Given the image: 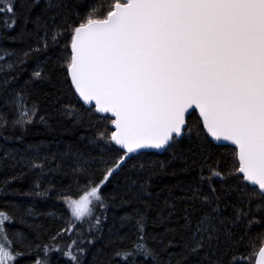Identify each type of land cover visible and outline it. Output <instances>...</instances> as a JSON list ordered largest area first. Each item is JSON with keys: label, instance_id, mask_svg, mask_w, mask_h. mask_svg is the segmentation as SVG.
<instances>
[{"label": "snow or ice", "instance_id": "obj_1", "mask_svg": "<svg viewBox=\"0 0 264 264\" xmlns=\"http://www.w3.org/2000/svg\"><path fill=\"white\" fill-rule=\"evenodd\" d=\"M41 3L0 0V40L30 41L0 46V193L22 198L0 209V264H89L110 205L132 210L106 264H248L264 242V0ZM36 125L54 149L25 141ZM181 173L161 201L156 180ZM51 198L70 215L43 242L28 221Z\"/></svg>", "mask_w": 264, "mask_h": 264}, {"label": "trees", "instance_id": "obj_2", "mask_svg": "<svg viewBox=\"0 0 264 264\" xmlns=\"http://www.w3.org/2000/svg\"><path fill=\"white\" fill-rule=\"evenodd\" d=\"M45 0H42L41 6L43 7ZM40 10L36 9L33 15L38 13ZM32 26L29 25V28ZM21 30V22H18L16 27L9 31L7 35L9 36H15L18 32ZM29 40H25V42L21 43L20 41L13 42L11 40H0V46L5 48H22L26 47L27 43H29ZM42 100V98H41ZM55 139H59V136H56ZM67 139V137H65ZM26 142H40L44 141L45 143L52 142L51 146L53 149L55 148L54 143V137L52 135H49L47 132L43 130L42 125H36L34 126L28 135L25 136ZM17 146L15 142H9V147ZM22 147V145H19ZM161 159H164V156L160 157ZM184 174H180L178 177L173 176H163L156 180V187L152 189L153 192H157L160 194V200L162 201L166 196L167 192H161V189L165 187V185H173L177 182L178 179H183ZM0 179H3V174L0 173ZM27 187L26 181H17L15 182L12 187ZM107 191V190H106ZM20 197L5 195L4 193H0V209H7L9 212H12L13 209L11 207V204L8 203L10 200H16L19 201ZM31 202V201H29ZM36 211L41 213L42 215L36 216L32 219H29V223H35L37 225L42 226L40 230V238L41 241L47 242L48 236L55 234V232L61 228L66 226L68 220H69V212L64 206V204L61 201H57L55 198H51L48 200H37L35 204ZM131 206H127L125 208H116L109 206L108 210V219L104 221V227L102 229V232L97 234L98 238L96 239V242L93 246H90V253L87 256V260L89 261V264L95 259V264H106V257L108 254H110L113 247H115V243L109 244V240L115 241V235L109 234V228L115 227L119 228V217L122 216L125 211H131ZM51 213V214H50ZM97 214L99 215V210L97 211ZM115 214L116 221L114 224L113 221V215ZM86 224L81 228V231L86 229ZM15 229L23 230L26 233H30V239H35L36 233L33 232L32 229L27 228L26 226L20 224L18 221L14 223L13 225L9 226V232L11 234L12 231ZM120 234L123 235L125 232H128L127 228L119 229ZM149 233H153L155 231H162L161 229H153L152 225L149 224L148 226ZM149 243L151 244L152 241L149 240ZM264 242L260 240H256L255 247H248L244 250L245 256L251 257L248 264H254V260L256 257V253L259 250V247L262 246ZM24 251H27L26 249H22ZM100 254H97V253ZM36 253L33 252L31 255H25L24 257H21L19 260V264H32V260L35 257ZM42 255V253H41ZM57 254H53V260L55 261ZM142 259V258H141Z\"/></svg>", "mask_w": 264, "mask_h": 264}, {"label": "water", "instance_id": "obj_3", "mask_svg": "<svg viewBox=\"0 0 264 264\" xmlns=\"http://www.w3.org/2000/svg\"><path fill=\"white\" fill-rule=\"evenodd\" d=\"M264 245V244H263ZM254 264H256V257H255V260H254Z\"/></svg>", "mask_w": 264, "mask_h": 264}]
</instances>
